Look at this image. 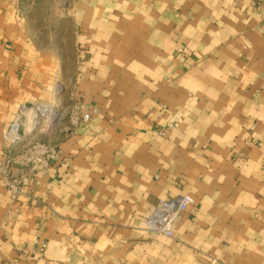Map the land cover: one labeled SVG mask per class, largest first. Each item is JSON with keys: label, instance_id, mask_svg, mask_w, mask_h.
<instances>
[{"label": "crops", "instance_id": "0c3cea01", "mask_svg": "<svg viewBox=\"0 0 264 264\" xmlns=\"http://www.w3.org/2000/svg\"><path fill=\"white\" fill-rule=\"evenodd\" d=\"M37 102L58 156L14 203ZM182 196L172 237L148 225ZM0 264H264V0H0Z\"/></svg>", "mask_w": 264, "mask_h": 264}, {"label": "built area", "instance_id": "2783aa9c", "mask_svg": "<svg viewBox=\"0 0 264 264\" xmlns=\"http://www.w3.org/2000/svg\"><path fill=\"white\" fill-rule=\"evenodd\" d=\"M21 0H13V2H19ZM90 120L89 114H83L81 107H75L73 114H71V121L73 126L86 123ZM173 128L170 126L171 129ZM168 129H161L159 134L166 136ZM21 159L24 163L19 162L18 173L13 172V167L10 165H4V182L7 189L10 192V196L13 202H17L20 198L22 177L25 171L34 173L40 168H47L53 159L58 156L57 146H52L48 143H34L26 148L25 154ZM194 199L191 196H182L178 200H169L160 202L156 212L150 218L148 225L156 231L163 232L166 236L172 237L173 227L183 212H186L190 208L194 207ZM47 250L46 244H40L39 257H42ZM25 254H28L25 252Z\"/></svg>", "mask_w": 264, "mask_h": 264}, {"label": "rangeland", "instance_id": "374dc122", "mask_svg": "<svg viewBox=\"0 0 264 264\" xmlns=\"http://www.w3.org/2000/svg\"><path fill=\"white\" fill-rule=\"evenodd\" d=\"M59 98H60V96H59ZM56 103H57L56 105H59L58 102H56ZM41 104H43V102H37V104L34 106L31 105V106L23 108L21 116H23V113L25 112V110H28V112L30 110H37V108L40 107ZM45 106L48 107L47 105H45ZM49 107H48V109L50 110V113H53L52 117L55 118V121L53 120V122L47 123V121L43 120L40 123L36 124V126H38V127L36 128V126H35L36 129L34 131L28 132V127H27L28 125L26 126V124H25V123H27V118H25V116H23V118H22L23 121H22V124L20 125L19 134H18V136L20 138L15 139L16 140L15 142H11V141L6 140L8 145L5 144V156H6L5 165L8 164V165L12 166L14 168L13 172L18 173V170H16V169L18 168L19 162H22V163L25 162L21 158H22V156H24L23 154H25V150L27 147H29V145L34 144V143H47V142H49V143H52L51 144L52 146H55L54 144L60 140L59 135L57 136L54 134H55V132L59 131V129L61 127V122H62L61 120L62 119L59 121L58 118L56 119V116L58 117V114L60 115V113H62V111L60 110L59 107H58L59 109L58 108L56 109L57 112L55 110H51ZM73 112H74V110L72 111V114H73ZM67 116H69V115H67ZM14 124H15V122L10 125V127L8 129V135L6 136L7 138L10 136L11 131H12V126ZM70 124H71V121H70ZM47 127H49V128H47ZM25 173H26V171H25ZM21 175H24V174H21ZM21 191H22V187H21Z\"/></svg>", "mask_w": 264, "mask_h": 264}, {"label": "bare ground", "instance_id": "6f19581e", "mask_svg": "<svg viewBox=\"0 0 264 264\" xmlns=\"http://www.w3.org/2000/svg\"><path fill=\"white\" fill-rule=\"evenodd\" d=\"M71 113H72V110L68 112V115H71ZM52 115L53 113H50V110L46 106H40L37 108V110H30L29 112L25 111L24 116L25 118H27V123L25 124L26 126L28 125L27 126L28 132L34 131L38 127L36 126V124L40 123L43 120L47 121V123L53 122V120L55 121V118L52 117ZM22 118L19 119L17 124L15 123L12 126L11 134L8 137L11 142H15L16 141L15 139L20 138L18 134H19L20 125L22 124V121H23ZM57 118L58 117L56 116V119Z\"/></svg>", "mask_w": 264, "mask_h": 264}]
</instances>
